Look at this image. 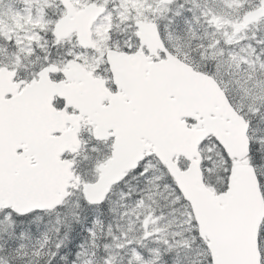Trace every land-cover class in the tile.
Segmentation results:
<instances>
[{
  "label": "snow or ice",
  "instance_id": "1",
  "mask_svg": "<svg viewBox=\"0 0 264 264\" xmlns=\"http://www.w3.org/2000/svg\"><path fill=\"white\" fill-rule=\"evenodd\" d=\"M0 264H264V0H0Z\"/></svg>",
  "mask_w": 264,
  "mask_h": 264
}]
</instances>
